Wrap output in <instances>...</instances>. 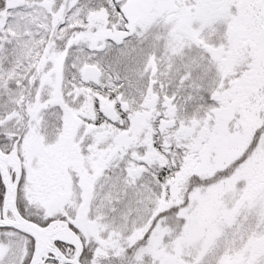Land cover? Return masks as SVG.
Masks as SVG:
<instances>
[{"label": "snow or ice", "instance_id": "6c2138e0", "mask_svg": "<svg viewBox=\"0 0 264 264\" xmlns=\"http://www.w3.org/2000/svg\"><path fill=\"white\" fill-rule=\"evenodd\" d=\"M0 264H264V0H0Z\"/></svg>", "mask_w": 264, "mask_h": 264}]
</instances>
